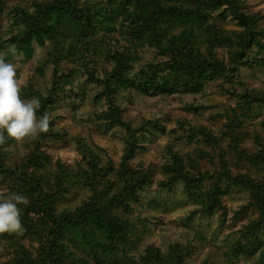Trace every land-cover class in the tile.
<instances>
[{"label": "rangeland", "instance_id": "374dc122", "mask_svg": "<svg viewBox=\"0 0 264 264\" xmlns=\"http://www.w3.org/2000/svg\"><path fill=\"white\" fill-rule=\"evenodd\" d=\"M0 53L50 116L0 145L29 201L0 264L36 259L48 199L125 232L71 228L74 264H264V0H0Z\"/></svg>", "mask_w": 264, "mask_h": 264}, {"label": "clouds", "instance_id": "9594fccd", "mask_svg": "<svg viewBox=\"0 0 264 264\" xmlns=\"http://www.w3.org/2000/svg\"><path fill=\"white\" fill-rule=\"evenodd\" d=\"M23 86L16 65L6 62L5 53H0V145L7 139L22 144L49 131V114L37 115L40 99L22 98ZM28 203V198L21 193L0 191V234H24L20 205Z\"/></svg>", "mask_w": 264, "mask_h": 264}, {"label": "trees", "instance_id": "16d2710c", "mask_svg": "<svg viewBox=\"0 0 264 264\" xmlns=\"http://www.w3.org/2000/svg\"><path fill=\"white\" fill-rule=\"evenodd\" d=\"M57 1L65 2L66 4L68 0ZM70 12L71 10L67 8V13L71 14ZM195 20L197 21L196 18ZM185 21H188L187 17ZM121 124L125 127L130 138L129 152H133L137 143V137L135 135L136 130H134L129 124ZM53 203V201L49 202L48 199V201H46V206L38 209V212L47 215L46 223H43V225L40 226L43 227L42 229L36 231L35 226H27L30 228L29 232L38 236V241L41 245V250L37 253L36 259H28L27 262H29V264H74V255L70 253L64 245L65 237L71 228L81 229L84 235L90 234L95 230L101 231L107 234L109 238L111 237V240L113 239L112 241L115 240L119 243H124L126 241L125 232L119 231L117 229L119 227L116 228L115 223L111 222L113 220L109 222L106 219L99 218V214L93 208L77 209L72 213H68L67 211L56 213L55 204ZM108 251L109 248L105 247L104 254L107 255L111 253H108ZM93 255L98 260H101L99 254L94 253Z\"/></svg>", "mask_w": 264, "mask_h": 264}]
</instances>
